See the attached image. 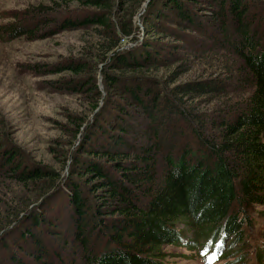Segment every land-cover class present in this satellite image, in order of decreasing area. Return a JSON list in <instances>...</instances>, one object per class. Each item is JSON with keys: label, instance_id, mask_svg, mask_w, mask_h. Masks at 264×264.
Returning a JSON list of instances; mask_svg holds the SVG:
<instances>
[{"label": "trees", "instance_id": "trees-1", "mask_svg": "<svg viewBox=\"0 0 264 264\" xmlns=\"http://www.w3.org/2000/svg\"><path fill=\"white\" fill-rule=\"evenodd\" d=\"M144 4L146 35L152 39L137 53L121 50V41L134 39L133 19ZM259 10L255 0H54L47 12L66 13L61 30L98 31L93 54L55 73L78 78L66 86L69 91L97 98L91 75L103 65L108 108L102 111L96 99L89 109L93 123L84 127L83 118L74 121V138L82 129L84 136L78 155L66 158L72 167L67 179L47 168L22 166L15 150L0 146V170L20 187L39 185L29 198L0 205V264H30L25 255L34 264H63L60 253L35 234L47 227L46 237L57 238L51 229L60 219H48L42 206L59 184L71 212L70 237L61 245L71 251L70 264H167L169 247L212 254L218 262L226 259L220 255L224 238L244 255L250 248L245 238L252 237L248 231L255 225L252 214L264 208V12ZM76 11L83 14L74 17ZM4 32L12 39L32 33L18 22ZM185 32L211 41L210 54L201 58L204 73L212 75L216 67L226 75L169 88L175 78L160 90L155 75L180 53L162 41H180ZM217 53L227 61L219 63ZM179 63V75L190 71L180 69L187 60ZM233 80L236 86L226 91ZM198 99L216 105L213 113L195 106ZM135 112L142 123L130 121ZM24 221L29 223L21 227ZM17 228L18 240L12 241ZM25 244L32 249L28 253ZM257 253L263 262V245Z\"/></svg>", "mask_w": 264, "mask_h": 264}, {"label": "rangeland", "instance_id": "rangeland-1", "mask_svg": "<svg viewBox=\"0 0 264 264\" xmlns=\"http://www.w3.org/2000/svg\"><path fill=\"white\" fill-rule=\"evenodd\" d=\"M53 3L54 0H0V146H2L1 151L7 147L15 150L18 154L16 156L17 162L22 166L29 169L47 168L60 175L61 178L67 179L68 172L72 168L68 160L75 154L78 155L81 139L84 136L82 129V135L74 138L75 126L73 123L74 121L78 122L79 118H83L84 127L93 123L94 115L89 109L96 99L100 100L99 106H101L102 111L106 112L108 106L105 105L104 100L107 95V85L105 86L102 75L103 65H99L98 70L91 75L98 89L97 98L94 93L84 90L76 91L77 93L69 91L66 86L74 81L76 83L78 78L55 73L57 69L72 62V60L80 59L82 55L89 57L93 54L94 41L98 31L93 29L61 30L59 25L65 19L66 13L47 12L49 8L53 7ZM252 4L251 2V7ZM255 4L260 6V12H264V0H255ZM144 9L145 7L133 19L136 30L134 39L121 41V50H135L134 53H137L141 43L152 39L146 35ZM73 14L75 17L83 14V12L76 11ZM114 18L116 17L114 16L112 20L115 23L117 20L115 21ZM45 19L48 21L41 25ZM16 22L32 33H26L15 39L7 36L4 27ZM171 26H173V30H177L174 25ZM162 42L169 43L167 45L171 47H177L176 49L180 53L176 59L170 61L171 65L167 69L161 68L160 72L155 75L160 78L159 85H156L160 90L164 89L165 81L171 83L175 78L176 81L173 84H167L169 88L193 81L207 84L209 82L205 81L207 79H224L226 72L219 73L220 70H216V67L211 69L215 72L214 74L204 73L205 66L202 63L205 62L201 58H204L208 53L206 50L211 46L210 40L197 36L195 33L185 32L180 41L168 38ZM193 45L195 46L191 48ZM193 53H197V56L190 59V54ZM217 54L219 63L227 61V58H221V53ZM162 60L160 59V61ZM185 60H187V65H182L180 69L187 68L190 71L179 75V71L177 73V67L179 68L181 65L179 62L182 63ZM219 63L210 62L211 65L220 68L221 64ZM154 74L151 75L154 76ZM235 86L233 80L226 91L233 90L232 87ZM85 89H90V85ZM207 100L198 99L193 104L198 108L205 106L209 114L213 113L216 105L206 106ZM130 121L138 124L144 120L140 113L135 112L134 118ZM189 141L196 148L194 141L192 139ZM66 158L69 159L66 161ZM61 185L59 184L56 189L52 190L48 196L49 199L47 198L48 201L42 206L47 211L48 219L50 218L51 221H53L52 218L58 217L60 219L59 223H55L57 226L51 229L52 232L56 233L54 235L57 238L54 236L52 238L46 237L47 230L45 229L47 227L35 229V234L45 238V242L51 244L52 251L55 250L60 253L63 264H70V249L66 248L65 251L61 249L66 237H70L69 232L71 230L69 227L71 212L66 208L67 201L61 191ZM38 186L20 187L8 175L4 174V169H2L0 170V205L2 202L10 200L14 203L18 200H25L32 195L33 190ZM30 208L31 206L28 209ZM25 211L27 209H24L22 213ZM4 216L6 215L4 214ZM252 217L255 225L248 231L252 237L248 235L245 238L250 248L244 255L237 252L238 249L235 246L233 248L229 246L230 238H224L220 255H225L226 259L214 262L212 254H209L207 261L204 262L202 258L196 257L200 255L206 258V255L200 251L169 247L165 249L168 254L167 264H264V259L261 263L257 261V248L260 245L264 247V208H256ZM28 223L29 221H24L21 227L27 226ZM17 230L18 228L10 233L12 235L9 239L12 241L18 240ZM248 238L250 239L248 240ZM4 242H8V237ZM20 246L23 247V244ZM30 250H32L30 246L25 244L23 251L28 253ZM225 250H227V254L229 251H233L232 255H227ZM25 256L27 262L34 264L30 256Z\"/></svg>", "mask_w": 264, "mask_h": 264}, {"label": "water", "instance_id": "water-1", "mask_svg": "<svg viewBox=\"0 0 264 264\" xmlns=\"http://www.w3.org/2000/svg\"><path fill=\"white\" fill-rule=\"evenodd\" d=\"M146 6V4H144V7Z\"/></svg>", "mask_w": 264, "mask_h": 264}]
</instances>
